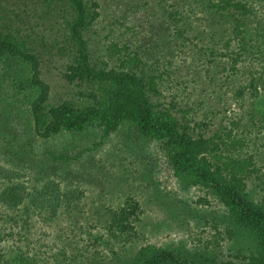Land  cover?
<instances>
[{"label": "rangeland", "instance_id": "rangeland-1", "mask_svg": "<svg viewBox=\"0 0 264 264\" xmlns=\"http://www.w3.org/2000/svg\"><path fill=\"white\" fill-rule=\"evenodd\" d=\"M97 1L101 15L86 32L94 62L106 58L111 42L126 44L124 52H143L146 67L161 74V95L154 100L176 103L179 114L188 109L192 124H207L197 130L209 136L220 124L228 130L232 120H239L232 137H243L245 143L235 150L227 146L223 154L252 158L249 170H258L249 171L246 190L264 202V118L258 113L264 112V37L256 33L264 34V0H249L256 9L247 18L242 41L229 38L231 18L221 17L208 6L209 0ZM172 10L184 16L178 24L186 28L182 36L172 23L167 26V12ZM132 25L135 30H126ZM40 49V77L50 86L49 101L71 98L79 87L62 77L70 55L55 46ZM115 59L110 63L117 64ZM251 79L260 80L259 96L252 97L247 88L236 96ZM10 88L0 90V152L6 144L10 149L19 144L12 157L24 166L20 172L25 175L18 180L26 192L40 187L50 173L47 179L59 182L57 196L67 194L55 209L26 207L27 199L15 209L0 206V264H134L136 253L147 246L228 260L254 249L251 236L233 225L214 195L197 187L182 188L158 141L141 136L126 122L103 139L96 124L43 139L32 129L29 96H14ZM251 115L256 118L251 120ZM50 152L67 153L71 159L54 162ZM201 196L207 204L197 202ZM131 202L138 204L134 232L118 234L110 223L113 212Z\"/></svg>", "mask_w": 264, "mask_h": 264}, {"label": "trees", "instance_id": "trees-1", "mask_svg": "<svg viewBox=\"0 0 264 264\" xmlns=\"http://www.w3.org/2000/svg\"><path fill=\"white\" fill-rule=\"evenodd\" d=\"M99 6L97 0H0V90L9 85L12 95L29 96L32 129L43 139L62 132H82L93 124L98 126L99 137L103 139L123 122L133 125L141 136L160 143L171 175L182 188L197 187L205 194L214 195L233 225L247 232L254 241V249L248 254L238 253L228 260L203 253L147 246L136 253L134 264H237L235 259L239 260L238 264H264V202L254 200L246 190L249 171L258 170V167L249 170L252 165L250 156L223 154L227 146L235 150L245 143L243 137H232L233 127L239 120H232L228 130H225L227 126L220 124L209 136L197 130L207 124H192L187 117L188 109L179 114L176 103L165 105L159 98L154 100L161 95L157 80L161 74H154L146 67L143 52L140 54L136 49L132 53L124 52V49L128 50L126 44L111 42L107 46L106 58L99 60L100 64L94 62L86 32L101 15ZM208 6L215 8L221 17L231 18L233 36L229 38L239 37L240 40L247 31L248 16L251 17L256 9L249 0H209ZM39 9L41 13L36 12ZM167 16V26L172 23L176 34L182 36L186 28L178 24L184 16L178 10L168 11ZM257 29L256 25L254 30ZM126 30H135V26H128ZM256 33L264 37L263 31ZM51 46L68 52L70 61L62 77L68 84L79 87L71 98L57 103L49 101L50 86L40 77V48ZM113 56L117 64L110 63ZM258 81L251 79L247 86L236 91V96H243L247 88L252 97H258V85L261 84ZM33 92L35 96L31 97ZM258 113L263 120L264 112ZM252 117L255 116L251 115V120ZM2 138L0 133V141ZM16 146L19 148V144H15L10 149L6 144L0 152V206L15 209L27 199L30 204L26 207L39 211L46 206L55 209L67 191L62 197L57 196L59 182H55V178L47 179L50 175L47 173L40 187L26 192L27 188L18 180L25 175L20 172L24 166L19 165L18 157H12ZM49 155L54 162L71 159L67 153L50 152ZM79 155L80 152L76 156ZM42 194L50 196L40 199ZM197 202L207 204L208 200L201 196ZM137 209V202H131L113 212L110 223L118 234L134 232ZM226 232L232 234L233 231L228 229Z\"/></svg>", "mask_w": 264, "mask_h": 264}]
</instances>
